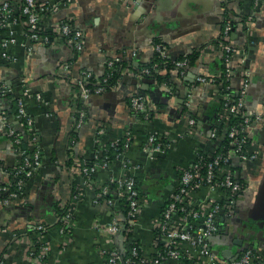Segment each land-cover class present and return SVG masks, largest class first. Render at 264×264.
<instances>
[{
    "label": "crops",
    "instance_id": "1",
    "mask_svg": "<svg viewBox=\"0 0 264 264\" xmlns=\"http://www.w3.org/2000/svg\"><path fill=\"white\" fill-rule=\"evenodd\" d=\"M39 1L56 7L42 14L45 27L69 19L83 29L84 44L74 49L60 36L50 43L34 41L22 20L0 27V82L12 87L0 96V183L12 182L24 154L40 153V163L20 193L0 203V264H109V250H125L131 242L147 258L144 264H178L172 257L156 259L155 222L180 187L183 169L199 154L218 149L221 136L213 137L211 130L228 129L221 118L224 82L237 94L246 75V107L261 115L247 128V149L254 156L232 153V168L244 189L236 195L234 212L225 216L222 210L219 232L208 237L212 259H201L229 264L251 248L264 263V217L257 215L264 211V0ZM228 19L235 47L229 73L223 42ZM11 36L15 40L5 56L3 41ZM158 43L171 60L190 56L189 66L183 71L160 66L161 81L138 75V69L157 58ZM110 60L127 62L117 82L80 100L78 82L87 72L96 81L106 76ZM65 61L70 63L67 72ZM137 93L146 103L145 114L131 104ZM18 97L31 124H21L17 117ZM79 102L86 109L80 125ZM13 128H25L24 137L32 135L22 149L13 141ZM152 133L163 142L160 149L149 142ZM126 137L130 142L122 157L100 165L87 180L84 160ZM129 174L141 180L144 191L138 219L124 230L123 197L116 189L118 198H106L101 191L110 176ZM224 194L197 185L186 205L204 207L208 199ZM201 220L190 223L195 228ZM113 221L119 224L116 231L110 229ZM182 245L198 252L188 242ZM35 249L45 255L37 257Z\"/></svg>",
    "mask_w": 264,
    "mask_h": 264
},
{
    "label": "built area",
    "instance_id": "2",
    "mask_svg": "<svg viewBox=\"0 0 264 264\" xmlns=\"http://www.w3.org/2000/svg\"><path fill=\"white\" fill-rule=\"evenodd\" d=\"M259 1V0H258ZM56 7L49 5L46 2L39 0H0V27L7 24L17 23L23 21L26 27V34L34 41H43L45 43H50L55 40V36H60L69 43L74 49H81L84 44V32L83 29L76 26L69 19H62L52 27H45L41 20L42 14L46 10H55ZM233 22L228 19L226 21L223 37L225 46V64L227 73L230 72V59L233 50L235 49L230 32L232 30ZM15 38L11 36L3 41L2 53L8 56V44L14 41ZM157 50L159 55L163 58V62L167 65L177 66L183 71L190 64V58L188 56H183L176 59H170L167 56L166 50L162 43H158ZM114 64L113 60L109 61V67ZM65 72L68 71L70 63L65 61L63 64ZM158 64H155V68ZM152 67L143 66L136 72L138 75H145L150 73ZM246 74V73H245ZM202 81H207L208 78L199 76ZM92 79V73L87 72L83 79L78 82L79 87V99L86 100L92 92H100L106 89L105 82L108 79V75L96 81L94 88L88 85V82ZM249 85V77L246 75L244 83L239 90V93L233 94L229 90L222 93L223 95V111L221 118L227 121L228 118L232 117L234 114H240L242 118L235 123L228 126L226 134L229 138L228 149L225 152L214 153L212 155L206 156L203 161V155L199 154L198 160L195 161L191 167L184 168L181 174V185L178 190L173 193L171 199L168 201L163 215L159 217L155 222V228L161 229V234L156 235L157 244L160 241L164 242L166 246V251L163 252L158 249L156 253V259L160 260L166 257H172L177 260L178 264H216V262H203L202 257L208 256V259H212L211 246L209 243V236L216 234L220 230V218L221 212L230 215L234 212V205L236 201V195L242 189H244V183L235 175L234 169L232 168V153H238L243 157L251 158L254 154L250 153L247 149L248 144V126L254 119H259L260 114L254 113L246 107V93ZM12 90L11 84L0 82V96L10 93ZM38 96H41L38 94ZM18 110L17 117L22 120L23 117L27 116V122L32 123V119L27 115L25 104L22 97L17 99ZM132 106L138 112H147L146 103L141 95L135 94L131 99ZM86 116V109L81 107L78 109V125H80ZM222 120V121H223ZM191 122H195V118L190 119ZM13 141L20 142L21 137L19 132L14 128L10 130ZM219 127L216 126L211 130V135L213 137L219 136ZM158 135L152 133L149 136V142L154 143V147L160 149L163 145L162 141H157ZM120 139V138H119ZM162 139V138H160ZM118 139H114L112 142H117ZM130 142V137H126L124 142V149L120 152L118 157H122L125 153L126 148ZM25 161L19 165V167L14 171L13 175H17L21 170L25 171L24 175L18 176L15 181L14 188H11V183H0V203L9 202L13 196H16L22 190L26 179L33 173L35 167L40 163V153L39 151L34 152L32 159L26 156ZM93 163L89 164L86 160L82 163L81 169L86 176L87 180H91L93 175L97 171L100 165L106 166L108 161L104 158L103 161L99 158V155L93 158ZM127 165V162H125ZM109 183H116V190L121 196H125L128 200V210H127V223L129 224L128 229L131 228L133 223L138 219L142 210L141 194L136 185V178L133 175H122V176H110L108 179ZM207 184L211 190H216L220 188L224 191V197L218 199L217 197H212L208 199L204 207L191 206L187 207L186 198L189 196L190 191H193L197 185ZM108 192V184L104 185L101 194ZM112 201V198L109 199ZM181 211H185L181 213ZM68 212V211H67ZM66 212V213H67ZM67 213L66 215H68ZM176 217H180L177 219ZM202 217V223L199 226L193 227V219ZM189 222V225L187 224ZM118 222L113 221L110 225L111 231H116L118 229ZM42 227V225H39ZM188 242L191 245L197 247L198 252L193 253L189 246L183 247L182 243ZM134 253H138V250L134 249ZM37 253V252H36ZM35 254V252H33ZM120 250L116 247L109 250V262L117 263L120 257ZM45 255V251L38 250V256L42 258ZM186 257V259H182ZM255 253L253 249H245L239 256L231 260L229 264H253L255 263ZM128 258V261H131ZM141 262H147V258L143 256L140 258ZM259 264H264L259 260ZM47 264V263H46Z\"/></svg>",
    "mask_w": 264,
    "mask_h": 264
},
{
    "label": "trees",
    "instance_id": "3",
    "mask_svg": "<svg viewBox=\"0 0 264 264\" xmlns=\"http://www.w3.org/2000/svg\"><path fill=\"white\" fill-rule=\"evenodd\" d=\"M190 57V56H189ZM191 60V59H190ZM155 64H158V67L155 68ZM165 63L163 62V58L159 55H157V58L155 59V61L151 62V63H147L145 64L144 66H150L152 67V70L150 73H146L145 75L148 77H155L157 78L159 81H161L165 76L164 75H161L157 72V69L164 65ZM127 65V62L125 60H118V61H115L114 64L112 66H110L107 70V74L108 75V79L107 81L105 82V85L106 87H109L111 85H113L115 82H117L118 78L121 76V73H122V70L124 69V67ZM167 65H170V66H174V65H171V63H168ZM104 76H102L101 78H103ZM88 85L92 88H94V86L96 85V80L94 79H91L89 82H88ZM223 90H229L230 91V88L226 87V84L224 82V89ZM231 92V91H230ZM232 93V92H231ZM9 94V93H8ZM138 94V93H137ZM18 107V106H17ZM81 107H84V105L82 104V102H79V108ZM85 108V107H84ZM141 113V112H140ZM145 114V112H143ZM242 118V116L240 114H234L232 115V117L228 118L227 121H225V124L226 126H230L232 123H235L237 122L238 120H240ZM27 123V116L23 117V119L20 121V123ZM20 128V127H19ZM19 128H17V131L19 132V135L21 137V141L18 143L16 142L15 145L18 147V149H22L23 148V143L24 142H28L29 141V138H31L32 135L30 136H27V137H24V132H25V128L22 130H20ZM27 128V127H26ZM221 136V141L219 143V147L218 149L214 152L215 154L216 153H219V152H225L227 149H228V145H229V138L225 133H220L219 137ZM113 141V140H112ZM109 142L104 150H103V153L99 155V158L101 159V161H103V159L105 158L108 162L109 161H112L113 159H116V158H119L118 155L120 154L121 151H123L124 149V142L126 141V138H120L118 139L117 142L113 143V142ZM31 152V151H30ZM203 156V159H199V161H203L204 159H207V158H204L206 156H209L208 154L206 153H203L202 154ZM26 156H29L30 159L33 158L34 156V151H32V153H29L27 152V154H24V158L23 160L21 161V163H23L25 160V157ZM87 163L91 164L93 163V159L90 158V159H86ZM20 163V164H21ZM19 167V165H18ZM17 167V168H18ZM17 168H14V171L17 169ZM25 174V171L24 170H21L19 173H18V176H21V175H24ZM17 175H13V178H12V182H11V188H14V186L16 185L15 184V181L18 177ZM136 185L139 189V192L140 194L144 191L143 190V185L141 183V180L139 179H136ZM108 184V192H106L104 194V196L106 198H110V197H116V195L114 194V191L113 189H116V183H112L109 181H107L105 183V185ZM123 198L121 199V202L125 205L124 206V211H125V219H124V230H126L129 226V224L127 223V210H128V200L125 196H122ZM118 198V196L116 197ZM165 209V208H164ZM163 209V211H164ZM163 211H162V214L160 215V217L163 215ZM185 211H181V213H184ZM66 213V212H64ZM155 232H156V235L159 234L161 232V229H157L155 228ZM161 234V233H160ZM158 247L161 251L165 252L166 251V246L164 245V242L160 241L159 244H158ZM38 248V247H36ZM134 249L138 250V253H134ZM35 253L38 252V249H35L34 251ZM121 254H120V257L117 261V263H110L109 264H144L143 262L139 261L140 258H142L144 256V254L142 253V250L141 248L139 247V245L136 243V242H131L129 245H128V248L125 249V250H120ZM157 252H155L156 254ZM108 257H109V254H108ZM128 258H131L132 260L131 261H128ZM182 259H186V257H183ZM109 260V259H108ZM255 263L253 264H259V259L258 258H255L254 259Z\"/></svg>",
    "mask_w": 264,
    "mask_h": 264
},
{
    "label": "flooded vegetation",
    "instance_id": "4",
    "mask_svg": "<svg viewBox=\"0 0 264 264\" xmlns=\"http://www.w3.org/2000/svg\"><path fill=\"white\" fill-rule=\"evenodd\" d=\"M261 213H263V212H258L257 215H259V214H261Z\"/></svg>",
    "mask_w": 264,
    "mask_h": 264
},
{
    "label": "water",
    "instance_id": "5",
    "mask_svg": "<svg viewBox=\"0 0 264 264\" xmlns=\"http://www.w3.org/2000/svg\"><path fill=\"white\" fill-rule=\"evenodd\" d=\"M263 217H264V211H263ZM238 256V254L236 255V257Z\"/></svg>",
    "mask_w": 264,
    "mask_h": 264
}]
</instances>
